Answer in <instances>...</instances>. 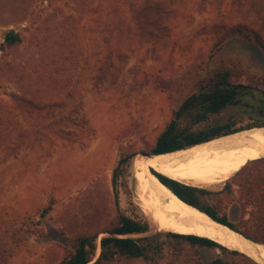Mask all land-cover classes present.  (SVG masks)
Returning a JSON list of instances; mask_svg holds the SVG:
<instances>
[{"label":"rangeland","instance_id":"rangeland-1","mask_svg":"<svg viewBox=\"0 0 264 264\" xmlns=\"http://www.w3.org/2000/svg\"><path fill=\"white\" fill-rule=\"evenodd\" d=\"M7 3L10 8L0 7V46L10 30L22 43L0 49V264H59L74 254L81 235H96L99 243L118 222L117 194L122 213L150 223L149 232L133 237L167 233L140 206L134 161L150 152L173 111L210 71H235L243 83L263 80L264 52L224 34L246 26L264 39V0ZM104 65L108 76L98 82ZM148 77L178 89H155L144 83ZM15 97H22L23 114ZM259 118L251 109L232 107L209 123L233 120L245 127L263 124ZM123 158L129 162L115 188L114 171ZM261 168L251 163L223 184L200 187L216 193L207 201L239 231H257L261 223ZM163 248L151 252L154 261L117 257L111 264H210L218 256L257 264L218 249L188 246L179 257Z\"/></svg>","mask_w":264,"mask_h":264},{"label":"trees","instance_id":"trees-1","mask_svg":"<svg viewBox=\"0 0 264 264\" xmlns=\"http://www.w3.org/2000/svg\"><path fill=\"white\" fill-rule=\"evenodd\" d=\"M8 1L10 0H0V7L9 6L10 8V5L7 3ZM203 1L204 3H215L220 0ZM235 37L259 47L264 52V39L260 34L255 33L248 27L234 26L224 34L225 40ZM21 43V35L14 30H10L5 33L4 42L1 44L0 49L6 52L7 49H11ZM99 73L102 78H98L97 81L106 80L105 75L107 74L108 76L106 65L101 68ZM240 78V73L226 68L212 70L208 75L201 78L197 83L196 90L188 95L180 106L173 111L171 118L158 135L150 152L152 154L170 153L208 142L217 137L236 133L242 129H251L256 126L264 127V123L259 124L258 122L245 127H238L236 121L233 120L226 124L209 123L212 116L231 109L232 107L251 109L252 112L255 111L256 114H259L260 118L258 121L262 118L264 119V78L260 80L259 83H255L254 81L243 83L239 81ZM155 79L157 80V77L153 79L148 77L144 83L146 85H153L155 89L164 91H175L178 89V87H171L170 83H166L161 78H159L158 83ZM30 89L31 88L27 89L28 92H31ZM260 93L263 95L262 97H259ZM15 102L17 110L19 109V112L23 114L25 104L22 102V97H15ZM43 109L44 108H42V110ZM13 121V119H10L7 127L10 126ZM2 124L4 123L2 122ZM128 162V158L121 159L117 169L114 171L113 183L115 188L118 184V178L123 174L125 164ZM252 163H259L261 165L262 168L259 170L263 173L264 178V158ZM153 172L156 175L158 174L155 171ZM157 176L162 183L169 187L184 202L204 211L216 221L239 231L238 227L230 222L226 216H221L219 214L215 205H211L207 201V197L215 195L216 193L172 180L161 174ZM250 177L251 175L247 178L249 179ZM255 185L257 188L256 190L262 188L259 182H256ZM226 190L231 192L232 189L230 184H227ZM253 191V188L247 191V200H249L248 198ZM116 198V206L119 211L118 222L110 230L106 231L108 234L107 236H103L99 240L101 251L97 259L95 260L99 248L98 236L83 234L78 237L74 254L64 259L59 264H111L117 257L128 259L142 258L146 261H154V256L150 255L152 254L151 252H153L154 255L159 254L164 249V246L172 247V251L179 257L184 255L185 248L188 246L196 249H218L224 253L228 252L234 255L240 254L238 251L225 248L214 240L195 235H182L167 232L164 235L133 237L149 232L151 230L150 223L142 217L137 219L122 213L119 209L118 194ZM256 201L258 202V207H260L256 213L261 222L258 224V230L254 232L240 230V232L253 241L264 244V237L260 234L261 228H264V204H262L264 200L260 202L257 198ZM260 224L263 226H260ZM161 235L165 236V241L159 243L158 240ZM197 261L198 263L201 262L199 258ZM210 264L232 263L218 256L213 259Z\"/></svg>","mask_w":264,"mask_h":264},{"label":"bare ground","instance_id":"bare-ground-1","mask_svg":"<svg viewBox=\"0 0 264 264\" xmlns=\"http://www.w3.org/2000/svg\"><path fill=\"white\" fill-rule=\"evenodd\" d=\"M257 127V126H256ZM243 130V129H242ZM218 138V137H217ZM264 158V127L243 132L182 151L151 159L142 155L134 161V177L139 184L137 199L147 218L160 232L195 235L219 242L225 248L264 259V245L254 246L244 235L230 230L190 204L176 198L149 170L194 187H211L234 178L254 161ZM157 174V175H158ZM144 212V211H143ZM101 247L97 250L99 256Z\"/></svg>","mask_w":264,"mask_h":264},{"label":"water","instance_id":"water-1","mask_svg":"<svg viewBox=\"0 0 264 264\" xmlns=\"http://www.w3.org/2000/svg\"><path fill=\"white\" fill-rule=\"evenodd\" d=\"M254 128H258V127H253V128H251V129H254ZM260 128V127H259ZM244 130H241V131H238V132H236V133H232V134H229V135H233V134H237V133H239V132H243ZM229 135H225V136H223V137H227V136H229ZM217 139H220V137H218V138H215V139H212V140H210V141H208V142H205V143H201V144H197V145H194V146H192V147H190V148H193V147H196V146H199V145H203V144H206V143H209V142H211V141H214V140H217ZM190 148H187V149H190ZM184 150V149H183ZM186 150V149H185ZM178 151H182V150H178ZM178 151H174V152H178ZM174 152H170V153H174ZM164 154H169V153H164ZM141 155L143 156V157H146L147 159H151V158H154V157H156V156H159V155H161V154H152L151 152H148V151H143L142 153H141ZM153 171H155L154 169H150L149 170V172L154 176V177H156L158 180H159V178H158V176L153 172ZM156 172V171H155ZM160 181V180H159ZM161 182V181H160ZM162 183V182H161ZM162 185L164 186V187H166V188H168L169 189V191L176 197V198H178L180 201H182L183 203H185V204H187L186 202H184L181 198H179L169 187H167L164 183H162ZM187 205H189L190 206V204H187ZM190 207H194V206H190ZM196 210H198L200 213H203V214H205L206 216H208L212 221H215L216 223H219V224H221V225H223V226H225V227H228L230 230H232V231H236L238 234H240V235H242L243 236V234L240 232V231H237V230H235V229H233V228H231V227H229V226H227V225H225V224H222V223H220V222H218V221H216L215 219H213L211 216H209L207 213H205L204 211H201L200 209H198V208H196V207H194ZM244 237V239L245 240H249L251 243H253L254 244V246H257V244H260V243H257V242H255V241H253L252 239H250V238H248V237H246L245 235L243 236ZM215 242H217V241H215ZM217 243H219V242H217ZM220 244V243H219ZM260 245H264V244H260ZM223 246V245H222ZM100 247V246H99ZM235 251V250H234ZM260 251V250H259ZM259 251L257 252L256 251V249H252V252L253 253H256V255L255 256H253V255H248V254H244V253H241V252H239V253H241V254H243V255H245V256H247V257H249V258H251V259H253L257 264H264V259H262L261 258V256H260V254H259Z\"/></svg>","mask_w":264,"mask_h":264},{"label":"clouds","instance_id":"clouds-1","mask_svg":"<svg viewBox=\"0 0 264 264\" xmlns=\"http://www.w3.org/2000/svg\"><path fill=\"white\" fill-rule=\"evenodd\" d=\"M99 246H100V243H99Z\"/></svg>","mask_w":264,"mask_h":264}]
</instances>
